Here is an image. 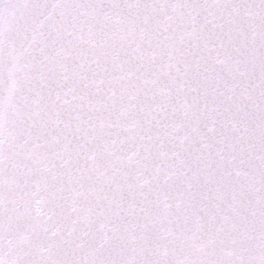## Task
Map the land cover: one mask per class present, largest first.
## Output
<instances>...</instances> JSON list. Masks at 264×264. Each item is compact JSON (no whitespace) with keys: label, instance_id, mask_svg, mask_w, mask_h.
<instances>
[{"label":"snow or ice","instance_id":"obj_1","mask_svg":"<svg viewBox=\"0 0 264 264\" xmlns=\"http://www.w3.org/2000/svg\"><path fill=\"white\" fill-rule=\"evenodd\" d=\"M0 264H264V0H0Z\"/></svg>","mask_w":264,"mask_h":264}]
</instances>
